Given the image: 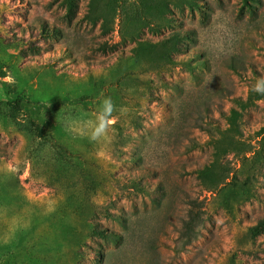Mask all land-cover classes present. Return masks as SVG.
Returning a JSON list of instances; mask_svg holds the SVG:
<instances>
[{"label": "rangeland", "instance_id": "1", "mask_svg": "<svg viewBox=\"0 0 264 264\" xmlns=\"http://www.w3.org/2000/svg\"><path fill=\"white\" fill-rule=\"evenodd\" d=\"M262 78L264 0H0V264H264Z\"/></svg>", "mask_w": 264, "mask_h": 264}, {"label": "clouds", "instance_id": "2", "mask_svg": "<svg viewBox=\"0 0 264 264\" xmlns=\"http://www.w3.org/2000/svg\"><path fill=\"white\" fill-rule=\"evenodd\" d=\"M254 90L258 93L264 94V78L259 79L256 83V85L254 86ZM112 110V105L109 101H105V108L102 111V113L100 114L98 120V126L95 128L94 132H93V138H98L99 136H101L105 130L108 124L111 123L110 120H108V115L110 114Z\"/></svg>", "mask_w": 264, "mask_h": 264}, {"label": "trees", "instance_id": "3", "mask_svg": "<svg viewBox=\"0 0 264 264\" xmlns=\"http://www.w3.org/2000/svg\"><path fill=\"white\" fill-rule=\"evenodd\" d=\"M264 224V223H262ZM260 224L259 226H256L255 228H253V231L256 233V232H259V230H261V226L264 227V225Z\"/></svg>", "mask_w": 264, "mask_h": 264}]
</instances>
